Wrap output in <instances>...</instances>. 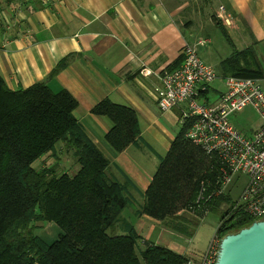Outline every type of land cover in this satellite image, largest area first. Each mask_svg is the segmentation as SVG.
Instances as JSON below:
<instances>
[{"label":"trees","instance_id":"obj_1","mask_svg":"<svg viewBox=\"0 0 264 264\" xmlns=\"http://www.w3.org/2000/svg\"><path fill=\"white\" fill-rule=\"evenodd\" d=\"M182 58L168 69L177 68ZM65 66L61 61L50 78ZM222 67L223 77L264 78L252 49L233 54ZM77 106L67 90L53 92L46 82L11 90L0 74V264L186 263V256L143 242L132 225L116 233L130 202L128 187L108 177L110 161L74 117ZM91 113L111 122L105 140L114 153L137 141L140 128L133 109L103 100ZM187 129L182 125L161 160L139 216L188 238L206 216L219 211V237L249 227L251 217L232 214L230 193L212 195L219 166L186 138ZM64 153L73 158L72 172L62 167ZM44 156L52 164L35 168ZM41 223L63 233L48 242L34 233Z\"/></svg>","mask_w":264,"mask_h":264},{"label":"crops","instance_id":"obj_2","mask_svg":"<svg viewBox=\"0 0 264 264\" xmlns=\"http://www.w3.org/2000/svg\"><path fill=\"white\" fill-rule=\"evenodd\" d=\"M216 29L227 38L229 51H219ZM201 39L207 43L198 54L219 77L214 83H222L223 61L247 49L264 72V0H0V74L11 90L46 82L53 92L67 90L76 99L74 117L109 159L108 177L128 187L130 202L116 233L132 225L143 242L196 261L206 250L192 251L182 234L138 213L182 127L180 108L163 112L158 107L157 77L186 45ZM61 61L66 66L50 78ZM212 85L210 95L216 98L223 91ZM103 100L129 107L138 117L137 141L118 154L105 140L111 122L91 113ZM158 229L176 237L165 243L154 239Z\"/></svg>","mask_w":264,"mask_h":264},{"label":"built area","instance_id":"obj_3","mask_svg":"<svg viewBox=\"0 0 264 264\" xmlns=\"http://www.w3.org/2000/svg\"><path fill=\"white\" fill-rule=\"evenodd\" d=\"M220 11L224 13L223 8ZM206 43L201 39L184 47L179 67L158 75L154 97L163 112L180 108V122L188 125L186 138L218 164L219 178L212 195L233 196L232 190L244 182L232 214L239 212L254 222L264 221V89L260 80L222 77L224 90L212 100L211 85L219 77L199 57L198 50ZM141 74L148 76L150 72L142 70ZM247 108L262 120L249 133L232 123V118ZM221 240L216 234L199 260L188 258L184 264H215Z\"/></svg>","mask_w":264,"mask_h":264},{"label":"rangeland","instance_id":"obj_4","mask_svg":"<svg viewBox=\"0 0 264 264\" xmlns=\"http://www.w3.org/2000/svg\"><path fill=\"white\" fill-rule=\"evenodd\" d=\"M215 34L217 35L216 43H217V46L219 47L218 48L219 51H223V50L229 51L228 47L230 46L223 32L220 29H216ZM213 85L218 86L220 91L224 90L222 83L215 82ZM262 86L264 89V82L262 83ZM213 98L214 96H212V100ZM261 121L262 120L259 114H257V112H255L254 110L250 108L245 109L244 111L236 114L232 118V123L234 124V126L243 132L245 131L249 132L252 129H256L261 123ZM59 147H62V146L60 145ZM59 158L61 157L59 156ZM72 159L73 158L70 154L64 153L63 158H62V161H63L62 167L68 170L69 172H72V170L74 169V167L72 166L73 165ZM53 161L54 160L51 158H48V156H44L42 159H40L34 164V167L39 169L42 162H44L47 165H50L52 164ZM245 184L246 183L242 182L241 184L237 185L232 190L233 199L236 200L239 197L240 192L243 186H245ZM224 209H227V208H224ZM219 212L211 213L208 216H206L203 219V221L199 224V226L195 228V231L193 232V236L191 238H188L182 235L181 239L185 241V245L189 247L192 251L195 250L199 252H204L208 248L211 240L216 235V232L219 226V221H220V216H221V213ZM40 225H42L41 228L40 227L37 228L34 233L36 235H39L45 238L48 242H52L56 240L59 237V235L63 233L62 230L57 228L54 224L41 223ZM108 233L111 234V231H108ZM157 237H159L162 240V242L165 243V242L172 241L176 237V235L170 230H165L164 232L161 231L160 233V229H158L157 231H155L153 238L156 239ZM184 241H181V242H184Z\"/></svg>","mask_w":264,"mask_h":264},{"label":"water","instance_id":"obj_5","mask_svg":"<svg viewBox=\"0 0 264 264\" xmlns=\"http://www.w3.org/2000/svg\"><path fill=\"white\" fill-rule=\"evenodd\" d=\"M215 264H264V221L224 236Z\"/></svg>","mask_w":264,"mask_h":264}]
</instances>
